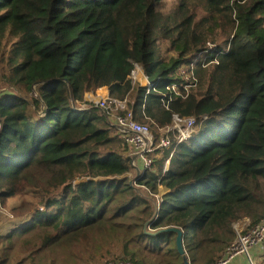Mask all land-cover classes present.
Segmentation results:
<instances>
[{"label":"trees","instance_id":"trees-1","mask_svg":"<svg viewBox=\"0 0 264 264\" xmlns=\"http://www.w3.org/2000/svg\"><path fill=\"white\" fill-rule=\"evenodd\" d=\"M104 88L156 143L174 115L192 138L130 177L86 99ZM244 219L264 221V0H0V264H185L170 228L213 264Z\"/></svg>","mask_w":264,"mask_h":264},{"label":"built area","instance_id":"built-area-1","mask_svg":"<svg viewBox=\"0 0 264 264\" xmlns=\"http://www.w3.org/2000/svg\"><path fill=\"white\" fill-rule=\"evenodd\" d=\"M181 72L183 73L181 74ZM176 75L181 78V82L168 88L171 96L179 94L180 87H190L193 82L190 75L187 74V68L179 69ZM129 79L133 91L137 94L142 89L146 90V95L151 92L154 94L157 92L154 84L148 79L140 64L134 65ZM130 103L131 97L125 100H117L111 98L109 93L106 92L100 100L92 104L104 114L107 121L117 129L119 135L131 148L132 154L128 156V159L131 160L132 165L135 167L136 176H140L146 169H150L153 166L154 157L159 149L164 150L172 147L171 134L175 136L177 144H182L192 138L197 119L194 117L172 116L170 125L161 129V137L159 142L156 143L154 134L147 127L133 119ZM137 162L141 164V168ZM235 229L237 233L235 242L213 264H230L239 256H245L249 264H256L253 253L257 247L264 243V221L240 230L237 225ZM108 264L133 263L129 261H112Z\"/></svg>","mask_w":264,"mask_h":264},{"label":"rangeland","instance_id":"rangeland-1","mask_svg":"<svg viewBox=\"0 0 264 264\" xmlns=\"http://www.w3.org/2000/svg\"><path fill=\"white\" fill-rule=\"evenodd\" d=\"M204 59V58H203ZM183 72H181V74H182ZM177 74V73H176ZM178 74H180L179 72H178ZM104 92H105V90H99L98 92H96V93H90L89 95H88V101H90L91 103H93L94 104V102H96V101H98V100H100L103 96H104ZM139 164V163H138ZM139 167L141 168L142 166H141V164H139ZM167 167H168V162H167ZM129 176L130 177H136V172H132V173H130L129 174ZM136 185V184H135ZM136 187L138 188V186L136 185ZM140 189V188H139ZM143 193V192H142ZM26 200H19L18 202H16V203H19V204H24V202H25ZM25 205V204H24ZM241 224V223H240ZM239 224V225H240ZM249 226L247 225V226H245V228H248ZM242 228V227H241ZM244 228V227H243ZM240 230V229H239ZM264 244V243H263ZM210 257V255L208 256V255H204V254H199L198 255V259L200 260L197 264H205L206 262H207V260H208V258ZM238 259H240V258H237V259H235L234 261H236V260H238ZM182 258H180V257H178L177 258V264H181L182 263ZM233 261V262H234ZM232 262V263H233Z\"/></svg>","mask_w":264,"mask_h":264},{"label":"crops","instance_id":"crops-1","mask_svg":"<svg viewBox=\"0 0 264 264\" xmlns=\"http://www.w3.org/2000/svg\"><path fill=\"white\" fill-rule=\"evenodd\" d=\"M101 90H105V92H104V94H106V92L107 93H109V91H108V89L107 88H104V89H101ZM88 95L89 94H87L86 95V99L88 98ZM109 95H110V93H109ZM138 163V162H137ZM161 193H160V196H162V195H164L166 192H167V190L165 189V188H161ZM241 223V224H240ZM240 224V225H239ZM249 226V222H248V220L247 219H244V220H241V221H239V223H238V228L239 229H242L243 227L245 228V226ZM242 227V228H241ZM224 253V252H223ZM253 255L254 256H257V259L258 260H261L262 258H261V255H264V244L263 245H261V246H259V247H257L255 250H254V253H253ZM237 258H240V259H238V260H236V261H232L230 264H249L248 263V261H247V259H246V257L245 256H239V257H237ZM236 258V259H237Z\"/></svg>","mask_w":264,"mask_h":264},{"label":"water","instance_id":"water-1","mask_svg":"<svg viewBox=\"0 0 264 264\" xmlns=\"http://www.w3.org/2000/svg\"><path fill=\"white\" fill-rule=\"evenodd\" d=\"M131 185L132 186L134 185V180L131 182ZM137 191L139 193L143 194L141 189L137 188ZM154 218H155V216H154ZM168 230L170 232H174L176 234L177 251L182 255V257L184 259V263L185 264H190L189 261L187 260L185 248H184V245H183L184 231L181 228H170Z\"/></svg>","mask_w":264,"mask_h":264}]
</instances>
